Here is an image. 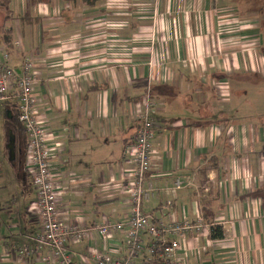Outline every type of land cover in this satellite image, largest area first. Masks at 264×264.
I'll return each instance as SVG.
<instances>
[{"label": "crops", "instance_id": "obj_1", "mask_svg": "<svg viewBox=\"0 0 264 264\" xmlns=\"http://www.w3.org/2000/svg\"><path fill=\"white\" fill-rule=\"evenodd\" d=\"M253 2L0 0V60L6 52L20 69L31 57L37 74L33 93L60 222L126 221L132 145L148 98L154 135L146 182L155 194L144 213L155 222L201 216L222 226L221 239H209L208 227L182 239L186 264H264V118L237 121L231 101L243 75L264 73V21L256 20L264 6ZM242 17L255 26L246 38ZM5 109L0 103V133ZM8 129L0 134V264H40V255H17L40 220L31 173L8 159ZM125 229L107 237L91 229L65 249L74 264H93L92 250L119 256ZM146 256L145 248L134 264Z\"/></svg>", "mask_w": 264, "mask_h": 264}, {"label": "built area", "instance_id": "obj_2", "mask_svg": "<svg viewBox=\"0 0 264 264\" xmlns=\"http://www.w3.org/2000/svg\"><path fill=\"white\" fill-rule=\"evenodd\" d=\"M8 53L0 60V103L16 101L18 122L26 134L25 168L31 173V182L35 189V208L40 220V230L33 236L31 245L18 247L17 255L24 259L37 255L40 264H74L65 249L67 239L74 242L84 239L92 229L101 237H107L111 231H124V249L119 256L108 252L88 251L87 258L93 264H134V259L146 248L147 256L141 264H186L179 253L181 241L187 236H198L208 225L201 216L195 219H171L155 222L144 213L142 205L155 194V188L146 182L150 169L153 148L154 120L152 107L154 102L147 98L146 110L139 116V122L132 145L133 168L126 185L129 210L126 221H104L102 224L83 226L77 223H62L57 218L55 188L52 181L51 150L46 138L45 128L38 119L36 98L33 85L37 74L31 57H25L20 69L11 67ZM148 95V93H147ZM179 186L176 179L174 187ZM171 206L166 200L164 207ZM142 233L150 241L145 246ZM42 250H46L42 254Z\"/></svg>", "mask_w": 264, "mask_h": 264}, {"label": "rangeland", "instance_id": "obj_3", "mask_svg": "<svg viewBox=\"0 0 264 264\" xmlns=\"http://www.w3.org/2000/svg\"><path fill=\"white\" fill-rule=\"evenodd\" d=\"M254 2L252 4H254V6H256V8H258L259 6H264V0H253ZM241 5V4H240ZM254 17V16H252ZM251 18H243L242 17V32L245 34H243V37L246 38L248 37L249 34L247 30H249L250 28L247 27H251V28H255V26H253V21H252V25L250 23ZM261 19H263L264 21V16H257V21H260ZM248 23H250L249 25H247ZM240 25V24H239ZM262 28H264V23ZM239 29V28H238ZM237 29V32H239V30ZM259 29V27H258ZM261 33H259L258 39L260 42L259 46H260V58L263 59L262 62V72H264V29L260 30ZM259 31V32H260ZM229 34V33H228ZM233 34V33H231ZM257 37V36H256ZM261 40V41H260ZM246 52V50H245ZM241 57H243V61H250V57H248L247 52L244 53L242 52V54L240 55ZM254 60V59H253ZM249 67V66H248ZM259 67V66H258ZM258 69V68H257ZM229 84V83H228ZM236 93H233L232 96V104H234V106L236 107V111L234 112V116L235 119L237 121L239 120H243V121H262L264 118V73H254L252 75H243V79L240 80L238 82V84L236 83ZM12 110V113L15 114L14 112V108L10 105L7 106ZM233 116V117H234ZM1 119V117H0ZM260 119V120H259ZM7 128L10 129V125L5 122V120H3V129L1 131V138L4 139V137L6 138V130ZM22 134L18 131V136L17 138H19L20 141V148H24V145L22 143Z\"/></svg>", "mask_w": 264, "mask_h": 264}, {"label": "trees", "instance_id": "obj_4", "mask_svg": "<svg viewBox=\"0 0 264 264\" xmlns=\"http://www.w3.org/2000/svg\"><path fill=\"white\" fill-rule=\"evenodd\" d=\"M85 5L87 6H93L95 5L98 1L100 0H81ZM5 104H7V106H12L14 108V113H12V110L7 107V109L10 112V116L11 117H7V115L4 116V120L5 122H7L10 125V129L12 130L14 136H15V159L14 162H22L25 163V158L26 157V151H25V145H26V134L21 126V124L18 122L17 116H18V108H17V103L16 101H6L4 102ZM18 131L22 134V143L24 145V148H20V141L19 138H17L18 136ZM19 144V145H18ZM20 150V153H19ZM24 158V159H23ZM209 220H207L208 222ZM209 225H208V238L211 240H216V239H221L223 237V229L222 226H220L219 224H214L211 223V221H209ZM158 264H161V262H159Z\"/></svg>", "mask_w": 264, "mask_h": 264}, {"label": "water", "instance_id": "obj_5", "mask_svg": "<svg viewBox=\"0 0 264 264\" xmlns=\"http://www.w3.org/2000/svg\"><path fill=\"white\" fill-rule=\"evenodd\" d=\"M5 115H7V117H11L8 109H5ZM6 147L8 159L13 161L15 158V136L11 129H8Z\"/></svg>", "mask_w": 264, "mask_h": 264}]
</instances>
